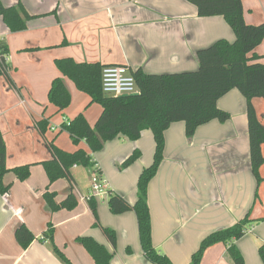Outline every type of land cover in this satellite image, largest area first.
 Returning <instances> with one entry per match:
<instances>
[{
    "label": "crops",
    "instance_id": "crops-1",
    "mask_svg": "<svg viewBox=\"0 0 264 264\" xmlns=\"http://www.w3.org/2000/svg\"><path fill=\"white\" fill-rule=\"evenodd\" d=\"M2 2L5 7L21 3L36 18L28 21L27 30L18 33H12L0 18V41L8 45L13 81L10 85L0 77V130L7 147V168L31 165V176L26 181H19L13 172L3 180L12 188L8 195L0 194V264H64L49 241L41 240L50 223L55 228L56 246L73 264H95L76 241L78 237H93L109 251L114 250L101 228L94 227L96 220L87 201L93 169L75 166L72 183L61 179L50 184L42 162L53 158L51 143L70 153L79 148L88 151L85 143L77 147L67 132H63L67 138L59 132L63 124L79 114L94 127L103 110L68 78L65 83L72 95L70 107L59 112L49 103L52 82L63 77L55 61L71 58L77 63L142 69L147 74L193 72L199 68V50L220 39L234 42L235 34L223 17L200 18L195 6L185 0ZM243 6L248 25L264 23V0H243ZM255 54L264 63V41ZM253 106L264 126V99H254ZM218 107L231 119L199 127L192 140L186 137L184 123L171 125L165 132V159L149 185L153 244L173 264H189L204 238L247 215L255 222L236 246L245 264H263L259 247L264 244V181L259 185L252 173L247 103L238 90H232L218 101ZM44 119L49 120L46 134L38 127ZM140 149L154 155L151 131L143 132L136 142L117 138L106 143L103 151L92 154L93 163H99L111 190L131 205L137 201L136 182L144 164L126 170L121 165ZM262 152L264 155V144ZM116 160L120 174L111 171ZM136 167L138 174L128 187L121 175L127 178ZM260 174L264 179V165ZM184 177L187 184L182 182ZM211 180L221 194L220 200L210 199ZM47 191L56 194L57 203L73 194L78 206L72 211L52 212L44 198ZM97 211L101 226L117 233L112 264H150L141 248L136 215H113L108 199L98 200ZM21 225L37 238L27 249L16 240ZM227 250L225 244L211 247L201 264H234Z\"/></svg>",
    "mask_w": 264,
    "mask_h": 264
},
{
    "label": "trees",
    "instance_id": "trees-1",
    "mask_svg": "<svg viewBox=\"0 0 264 264\" xmlns=\"http://www.w3.org/2000/svg\"><path fill=\"white\" fill-rule=\"evenodd\" d=\"M197 9L200 18L223 17L236 40L220 39L208 48L197 52L199 68L193 72L174 74H147L142 69L132 71L138 88V95L109 97L103 92L102 75L107 66L100 63H77L75 60H56L55 65L63 75L51 85L48 98L59 112L67 110L72 103V95L65 83L71 80L76 88L91 98L92 104L102 107L94 127H91L83 114H79L68 124H63L59 134L67 132L73 144L79 147L85 143L88 151L79 148L70 153L50 144L52 160L42 162L50 184L61 179L73 182L72 169L94 168L92 154L103 151L106 143L123 137L131 142L138 141L143 132L151 131L155 142L153 163L143 170L137 184V201L131 205L123 196L111 191L108 198L109 210L113 215L133 212L136 215L139 239L145 259L150 264H173L171 259L158 251L152 239V219L149 208V185L157 176L165 158V132L175 123H184L185 134L192 140L199 127L212 121L226 123L231 115L218 107V101L232 90H238L247 103L248 136L252 173L260 185L264 179L260 170L264 165L262 146L264 126L253 106V100L264 99V63L255 50L264 41V23L248 25L244 17L243 0H185ZM0 18L12 33L27 30L28 21L35 19L24 6L5 7L0 0ZM0 54L8 57L9 49L0 41ZM9 63L0 65V77L13 85ZM38 127L43 134L49 129V120H42ZM141 151L135 150L122 164L127 169L141 158ZM13 172L24 182L31 176V165L7 168V147L0 130V194L8 195L11 185L3 182L5 175ZM45 201L52 212L72 211L78 206L73 194L57 203L56 194L47 191ZM89 207L95 217L94 227L101 228L114 251L97 242L93 237H78L76 241L90 254L95 264H112L117 248L115 230L101 226L98 219V199L90 198ZM255 221L250 215L224 230L209 234L192 255L189 264H201L208 249L218 244L228 246L227 253L234 264H245L236 242L244 238ZM257 222V221H256ZM16 240L23 249L37 239L25 226L16 231ZM55 228L50 223L42 235V241H49L54 253L64 264H73L54 242ZM131 249L127 253L131 254ZM259 255L264 264V244L259 247Z\"/></svg>",
    "mask_w": 264,
    "mask_h": 264
},
{
    "label": "built area",
    "instance_id": "built-area-1",
    "mask_svg": "<svg viewBox=\"0 0 264 264\" xmlns=\"http://www.w3.org/2000/svg\"><path fill=\"white\" fill-rule=\"evenodd\" d=\"M9 63L8 57L0 54V65ZM103 92L114 98L138 94V88L132 71L127 66H107L103 69L102 75ZM69 125V122H67ZM94 162V159H93ZM93 176L91 178L90 198H96L100 201L109 198L111 186L101 173L99 163H94Z\"/></svg>",
    "mask_w": 264,
    "mask_h": 264
},
{
    "label": "rangeland",
    "instance_id": "rangeland-1",
    "mask_svg": "<svg viewBox=\"0 0 264 264\" xmlns=\"http://www.w3.org/2000/svg\"><path fill=\"white\" fill-rule=\"evenodd\" d=\"M99 106V105H98ZM59 132V131H58ZM66 133V132H65ZM65 133H63L62 134V136H64V138H67L66 136H67V134H65ZM66 140H68V139H66ZM128 142H131L130 140H128ZM140 151H141V158L138 160V161H136L133 165H131L130 167H128L127 169H129V168H134V166H139V164L141 165V166H143V164H144V168L142 167V169L144 170V169H146V168H148V167H150L151 165H152V163H153V159H154V155H152L151 156V154L147 151V150H141L140 149ZM124 157H126L125 155V152H124ZM129 157V156H128ZM127 157V158H128ZM126 158V159H127ZM152 158V160H151V163L150 164H147L146 165V163H147V161H150V159ZM165 159V158H164ZM142 162V163H141ZM146 165V166H145ZM115 166V167H114ZM114 166L111 168V171L113 172V171H115L117 174H120L119 172H118V168H117V160L114 162ZM122 166V165H121ZM124 170H126V169H124ZM143 170L141 171V172H143ZM138 171H139V167H136V169L135 170H133L132 171V173H130L129 175H128V177L126 178V177H124V175L122 174L121 175V178H122V182H123V184H124V182H125V184H126V186H128V187H130V186H132L131 185V182H133V179H134V177L138 174ZM140 172V173H141ZM116 173H114V174H116ZM116 174V175H117ZM127 174V173H126ZM130 175H134V176H132V177H129ZM139 175H141V174H139ZM120 176V175H119ZM140 177V176H139ZM125 178H126V180H125ZM138 178V177H137ZM139 179V178H138ZM182 182L183 183H185V184H187L188 183V180H187V178L186 177H184V178H182ZM137 184H138V180H137V182H136ZM209 185H210V199H212V201L213 200H216L217 198H219V200H220V197H221V194H218V191H216L217 190V187L215 188L214 187V182H213V180H211V181H209ZM136 189H137V185H136Z\"/></svg>",
    "mask_w": 264,
    "mask_h": 264
},
{
    "label": "water",
    "instance_id": "water-1",
    "mask_svg": "<svg viewBox=\"0 0 264 264\" xmlns=\"http://www.w3.org/2000/svg\"><path fill=\"white\" fill-rule=\"evenodd\" d=\"M136 95H138V94H134V96H136Z\"/></svg>",
    "mask_w": 264,
    "mask_h": 264
}]
</instances>
